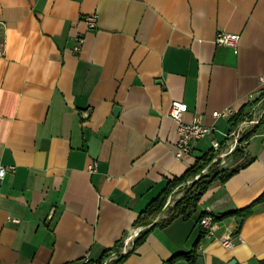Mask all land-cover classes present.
Returning <instances> with one entry per match:
<instances>
[{"label": "crops", "instance_id": "1", "mask_svg": "<svg viewBox=\"0 0 264 264\" xmlns=\"http://www.w3.org/2000/svg\"><path fill=\"white\" fill-rule=\"evenodd\" d=\"M220 31L239 35L237 48L219 45ZM0 44V160L10 168L0 182V264H85L121 242L127 253L168 182L216 143L229 148L234 117L213 113L264 110V0H0ZM174 101L187 104L185 121L216 127L181 159ZM243 147L221 166L246 167L214 183L188 219L174 211L191 184L183 187L124 264L193 250L195 261L173 264H260L264 121ZM209 211L233 248L202 237Z\"/></svg>", "mask_w": 264, "mask_h": 264}, {"label": "trees", "instance_id": "2", "mask_svg": "<svg viewBox=\"0 0 264 264\" xmlns=\"http://www.w3.org/2000/svg\"><path fill=\"white\" fill-rule=\"evenodd\" d=\"M248 107V106H247ZM246 107L241 109L237 115L234 116V127H237L241 122L246 120L248 116L245 113ZM264 115L262 116L259 124L253 128V130L246 134L242 139L241 143H245L248 141L253 134L256 133L257 129L263 124ZM224 147V146H223ZM219 151L213 149L210 152L204 154L203 156L197 159V162L190 167L182 177L174 178L168 182L167 187L162 191V193L153 199L147 208L141 213L139 219L136 222L137 226L145 227V230L142 231L141 235L136 239L134 245L130 251L124 253L122 248L124 243L121 242L117 244L115 247L106 250L102 256L96 260H88L85 264H124V262L128 259V257L142 244H144L148 238V236L155 229L157 224L152 223V219L159 213H161L166 204L167 198L170 194L179 186L188 181L192 180V183L187 189L183 197L177 201L174 211L177 213L176 216L181 215L185 219H188L192 211H196L198 209L200 200L202 197L208 192L211 186L216 182L226 183L233 175H235L242 167H246L250 162H245L241 166H238L233 169H227L221 167V161L218 160L214 162L217 158ZM233 155H237L238 157L244 156V147H239L233 153ZM209 167V172L207 174H202L203 170ZM200 176L198 179H196ZM252 211L250 209L242 210V211H234L228 215H244L248 216ZM228 215L224 216L227 217ZM175 215L169 220H173ZM218 221V218L216 219ZM205 231H202V237H204ZM116 258H113V256ZM184 258L189 261H195L197 256L195 250L190 253H183L174 256L171 260L167 261L165 264H173L177 259ZM260 264H264V260L260 262Z\"/></svg>", "mask_w": 264, "mask_h": 264}, {"label": "built area", "instance_id": "3", "mask_svg": "<svg viewBox=\"0 0 264 264\" xmlns=\"http://www.w3.org/2000/svg\"><path fill=\"white\" fill-rule=\"evenodd\" d=\"M87 24L90 28L95 29L97 28V15L88 16L85 18ZM85 38L79 37L78 43L75 47L76 51H80L85 44ZM216 42L219 45H225V46H231L234 48H237L239 44V35L237 34H231L226 31H220L217 35ZM4 55V51L2 48V44H0V56ZM188 110L187 104L180 102V101H174L171 105V108L169 110V116L173 118L177 124H178V133H179V142H178V150L176 152V157L178 159L183 158L186 154L191 152L192 144L197 141L204 139L208 136H211L215 130V125H203L200 123H189L184 120V115ZM237 108L234 106H230L228 108H225L221 111H216L213 113V116L215 119L220 118H232L235 115L238 114ZM264 114V110L262 113L253 118V119H246L243 122H241L232 132V140H230V146L228 149L222 151L219 144H215V148L217 151H219V154L217 158L214 160V162H217L218 160H223L226 155L234 153L237 148L241 144L242 134L249 128H252L259 124L262 116ZM225 162H223L224 164ZM96 166L92 169L95 170ZM10 168L9 166H6L1 160H0V180H4L9 172ZM209 171V167L203 170L202 174H206ZM200 176H198L196 179H198ZM192 183V180L188 181L187 183L183 184L182 187L177 188L168 198V201L166 203V208H169V206L173 205L176 202V199L179 198L178 195H182V189L183 187L190 185ZM200 224L202 229L205 231L204 238L207 240H214L219 241L224 247L226 248H233L236 245V238L234 235H221L218 236V225L216 221V216L212 212H208L206 215H204L201 220ZM136 235H139V231H137ZM239 241L244 242L243 238H238ZM113 258H116L114 255Z\"/></svg>", "mask_w": 264, "mask_h": 264}, {"label": "water", "instance_id": "4", "mask_svg": "<svg viewBox=\"0 0 264 264\" xmlns=\"http://www.w3.org/2000/svg\"><path fill=\"white\" fill-rule=\"evenodd\" d=\"M120 109H121L120 107H116V108H115V114H116V115L120 112ZM0 182H1V180H0ZM242 221H243L242 218L239 219V220H238L239 224H241ZM201 261H202V260H199V262H201Z\"/></svg>", "mask_w": 264, "mask_h": 264}, {"label": "rangeland", "instance_id": "5", "mask_svg": "<svg viewBox=\"0 0 264 264\" xmlns=\"http://www.w3.org/2000/svg\"><path fill=\"white\" fill-rule=\"evenodd\" d=\"M249 118H250V116H248V119H249ZM253 118H254V116H253ZM251 119H252V118H251ZM251 119H250V120H251ZM243 146H244V143H241L239 147H242V148H243ZM239 147H238V148H239ZM236 156H237V155H236ZM220 165H221V164H220ZM221 167H222V166H221ZM222 168H223V167H222ZM224 168L230 169L229 166H228V167H224ZM208 172H209V171H208ZM208 172H207V173H208ZM207 173H206V174H207Z\"/></svg>", "mask_w": 264, "mask_h": 264}]
</instances>
